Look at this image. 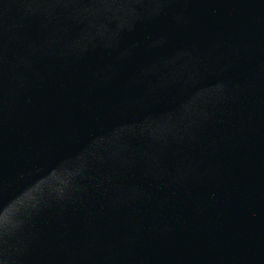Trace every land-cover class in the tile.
Instances as JSON below:
<instances>
[{
  "label": "water",
  "instance_id": "95a60500",
  "mask_svg": "<svg viewBox=\"0 0 264 264\" xmlns=\"http://www.w3.org/2000/svg\"><path fill=\"white\" fill-rule=\"evenodd\" d=\"M0 264H264V0H0Z\"/></svg>",
  "mask_w": 264,
  "mask_h": 264
}]
</instances>
